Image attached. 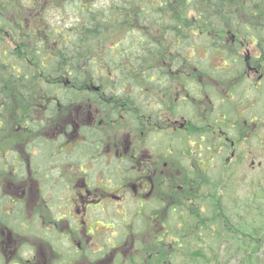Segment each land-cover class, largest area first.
Listing matches in <instances>:
<instances>
[{
    "label": "trees",
    "instance_id": "1",
    "mask_svg": "<svg viewBox=\"0 0 264 264\" xmlns=\"http://www.w3.org/2000/svg\"><path fill=\"white\" fill-rule=\"evenodd\" d=\"M44 1L50 3V8L65 4V8L76 14L74 24L56 28L47 23ZM96 2L0 0V139L13 131L15 122L27 134L38 133L45 127L42 120L53 118L60 105L77 106L83 101L94 100L95 92L81 88L87 84L98 86L105 99L113 98L114 110L108 117L111 120L119 122L125 112L124 103H129L145 118L155 119L149 104L142 102L147 101L145 94L150 95V91L171 79L167 73L169 68L187 70L191 75L192 80L181 75L174 77L185 94L201 86L197 79L202 74L208 75L215 84L226 87L234 80L228 93L238 96L239 93L234 91L236 80L244 78L259 58L264 57V0H174L173 3L165 0L159 3L155 0H106L104 6ZM182 9L193 15L185 16ZM241 42L253 43L259 56L248 60L238 52ZM215 55L224 61L220 67L212 63L211 58ZM108 79L113 82L109 83ZM214 87H209L210 95L211 90H217ZM6 93L12 94L11 98ZM97 100L100 108L108 109L106 102L100 103V97ZM232 100L221 98V105L217 108L216 114L221 112L224 121L234 115L232 104H229L233 103ZM242 101L245 105V99ZM186 102L177 101L178 108L181 109ZM211 106L208 122L214 125L221 117L213 116ZM193 107L189 108L188 119H194V127L199 126L196 128L201 130L205 126L199 123L201 116H197V108ZM126 115L136 127L137 124L132 122L136 120V113L127 112ZM32 117H41L42 120H31ZM222 123L215 126L228 132V122ZM194 127L190 134L197 131ZM241 128L237 135L239 141L247 133L244 127ZM178 133L180 138H185L180 131ZM106 135V131L97 130L98 147ZM94 136L91 134L89 138ZM49 143L45 137H29L24 149L52 151L54 146ZM183 146L181 144L180 148ZM6 147H0L2 154L8 152L7 156L0 154L2 173L5 172L4 161L13 164L14 159L10 146ZM36 175L42 179L41 173ZM186 181L183 190L177 192L176 198H171L165 209L185 211L186 219L192 217L197 221L194 224L196 232L201 228L207 230V224L216 225L219 228L216 235L218 248L223 242L232 246L231 251L224 253L225 264L232 261L236 264H264V228L256 230L253 224L248 228L245 224H232L222 212L217 190L208 199L203 192L204 184L195 172L193 177L188 174ZM207 199L210 200L209 222L191 202L194 200L207 207ZM3 203L1 200L0 204ZM147 224L149 227L153 225L152 222ZM164 225L162 221L153 227L162 229ZM220 231L226 234V240ZM159 233L153 238L161 245L162 241L157 239L163 236L161 231ZM152 252L153 248L148 247L144 254ZM155 259L164 261L163 256L158 258L155 255ZM220 259L221 254H215L213 264H218Z\"/></svg>",
    "mask_w": 264,
    "mask_h": 264
},
{
    "label": "flooded vegetation",
    "instance_id": "2",
    "mask_svg": "<svg viewBox=\"0 0 264 264\" xmlns=\"http://www.w3.org/2000/svg\"><path fill=\"white\" fill-rule=\"evenodd\" d=\"M247 59L250 57L247 56ZM251 72H254L258 83H261L263 76L257 75V62L246 75L249 76ZM167 73L171 79L150 91V95L145 94L147 101L142 102L149 104L155 119L145 118L131 108L129 103H124L125 112H122L119 122L111 120L108 117L114 110L113 98L105 99V94L98 86L87 84L81 88L95 92L94 100L83 101L77 106L60 105L55 116L47 120H42L41 117L30 118L42 120V123L44 121L45 127L38 133L27 134L15 122L13 131L0 139V147L9 145L10 154L14 156L13 164L4 161L6 174L0 171V201L4 202L3 205L0 204V264H65L62 262L66 257L64 245L53 244H58L68 237L49 228V216H53L57 221L65 220L70 235L74 230H85L86 234H83L88 236L86 242L90 251L96 237L90 229H85L87 220L107 219L110 222L109 217L105 215L112 216V220L117 217L123 219L124 211L128 208L124 206L121 212L113 214L115 210L112 212V208L116 203H132L129 207V212L132 211L131 219L140 218L157 226L162 222V209L166 208L172 197L176 198L177 192L182 191L187 182V175L179 170L178 161L189 159L192 161L191 168L194 167L195 172L200 171L199 168L204 167L200 156L210 148V133L217 138V144L213 148L225 149L227 144L232 151L230 156L233 157L236 142L230 139L221 127L215 126L218 122L225 123L224 116L219 115L221 118L215 121L214 125L208 122L211 105L209 87L213 85L217 89L226 86L217 85L208 75L200 74L197 82L201 83V90L194 97L183 93L174 79L181 75L192 80L187 70L169 68ZM112 74L115 75V72ZM233 82L234 80L228 82L229 86L224 89V95L233 99L232 101H242L240 95L233 97L235 95L228 93ZM251 84L254 90H258ZM182 94L184 96L179 97ZM99 97L100 103L106 102L109 105L107 110L100 108L97 100ZM179 100L182 104L187 101L189 108H194L195 105L197 116H201L198 121L204 124V128L198 130L199 126L194 127L195 120L186 118L190 117L189 108L183 111L185 116L179 112ZM127 112L136 113V120L132 121L137 124L136 127L132 126ZM178 118L182 122L178 123ZM249 123L255 124L251 119ZM193 127L197 131L190 134ZM214 127H217V133ZM98 129L107 132L100 147L96 141ZM153 131L155 132L152 133ZM178 131L185 138H180ZM91 134L95 136L89 138ZM35 136L50 140L49 144L53 145L54 149L25 151L29 137ZM248 136L252 135L246 134L243 140L248 139ZM186 142H191L190 146H186ZM181 144L184 145L182 148ZM178 148L181 149L180 157ZM7 153L0 152L4 156H7ZM195 157L202 166L193 163ZM209 162L211 161L206 160L207 165ZM38 173H41L42 179L36 175ZM94 175L100 178L99 183L93 178ZM190 175L193 177L194 172ZM196 176L199 177L197 174ZM113 188L119 193L114 194L110 190ZM148 203H153L155 209L146 212L145 204ZM38 211L46 212V220L36 215L31 216L30 212L37 214ZM36 222L44 226L39 229ZM31 226L32 229L29 230ZM160 240L157 239L158 242ZM75 246L77 252L80 244L76 243ZM117 249L110 254L109 262L117 259Z\"/></svg>",
    "mask_w": 264,
    "mask_h": 264
},
{
    "label": "rangeland",
    "instance_id": "3",
    "mask_svg": "<svg viewBox=\"0 0 264 264\" xmlns=\"http://www.w3.org/2000/svg\"><path fill=\"white\" fill-rule=\"evenodd\" d=\"M155 1L157 3L160 2V0ZM165 1L168 3L174 2V0ZM106 3V0H97L96 2L97 5L101 6L106 5ZM49 4L47 1L43 3V7L44 5L47 7L45 16L47 23L56 28L74 24L76 14L68 7L65 8V4L62 3V5H58L59 7L55 4L53 8L48 7ZM183 14L187 17L193 15L191 11L185 10H183ZM226 40L227 38H225L224 42ZM237 40L240 41L239 39ZM238 52L245 57L249 56L253 58L259 56V52L253 43L241 42ZM211 59L214 66L220 67L224 64V61L219 56H212ZM257 64L259 69L257 75L263 76L261 83H258L256 80L257 78L254 72H251L249 76L245 75L244 78L237 79L238 83L234 91H237L240 97L245 99V105H243V101H238V99L236 101L234 100L233 103H229L232 104L231 112L234 115L225 122L229 124L228 132H226L228 137L236 142L233 157L230 156L232 151L228 147H225V149L213 148L217 144V138L216 135L214 136L210 133V148L200 156V160L201 158L203 159L202 164L204 166L199 168L201 172H195L196 169L194 167L191 168L192 165L190 163L192 161H189V159L184 162L180 160L178 163L180 165L179 170L183 174L188 175L193 171L200 177L199 179L204 184L203 192L206 194V198L210 194H213L214 190H217L216 197L220 198L222 212L231 219L232 224H245V228L253 224L257 227L256 230H259L264 228V140H262V136H264V57L259 58ZM108 82L112 83L113 81L108 79ZM251 83L258 90H254ZM224 89L217 88V90H211L210 101L212 111H214L212 113L215 118L216 116L219 117V114L221 115V112L217 115L216 111L218 106L221 105V98H225L226 96V94L224 95ZM243 89V92L247 91L246 98V94H243V92L240 93V90ZM200 90V87L198 89L195 88L189 94L195 97ZM11 95L7 94L10 98ZM181 96H184V94L179 97ZM235 97L237 96L235 95ZM225 106L227 109L228 106ZM188 108L189 103L186 106H182L181 109L178 108V110L184 115L183 111ZM186 118L188 119V117ZM250 119L255 124H250ZM180 122L182 120L178 118V123ZM240 126L242 127L241 130L243 127L245 128L244 131L247 132L245 134L252 135L248 136V139H245V141L238 140L237 132L240 130ZM214 130L217 133V127H214ZM190 144L191 142L185 143L186 146H190ZM180 150L178 148L179 157L182 156L179 152ZM206 160L211 162L207 165ZM193 163L198 164L197 166H202L196 157ZM93 178L97 179V183L100 182L99 177H95L94 175ZM114 179L116 180V178ZM110 190L114 194L119 193L117 189L113 188ZM208 199L205 200L207 207H203L201 203H196L194 200L191 202L201 210V216L209 222L210 200ZM145 205L146 212L155 209L153 203ZM124 206L128 209L124 211L125 215H123V219L117 217L112 220V216L105 215L109 217L110 222L107 219L105 221L95 219L87 220L85 229H90L96 237V240L92 242L93 245L90 246L91 251L88 249L86 242L88 236L86 237L83 234H86L85 230H81L80 232L74 230V233L70 235V230L65 220L57 221L53 216H49V221L51 222L49 228L55 229L58 234L64 233L68 237L67 239H61L62 242L58 244H53L64 245V248L61 247L65 250L66 257L62 259V262L65 264H213L215 254H221L222 259L219 260L218 264L226 263L225 258H223L224 253L231 251L232 246L223 242L220 248H218L219 239H217L216 235L219 232V228L216 225L213 224V226H210L211 223L207 224V230L201 228V230L196 232L194 224L197 221L192 220L194 219L192 217H189V220L186 219L184 217L185 211L176 208L175 211L162 209L161 218L165 223L164 228L160 229L159 227H153V225L149 227L147 220L143 221L140 218L131 219L132 211L129 212V207L132 206V203L130 202L126 204L124 202L116 203L112 208V212L115 210L113 214L121 212ZM30 214L31 216L36 215V217L46 220L45 211H38L37 214L30 212ZM257 215L261 218L255 219L254 216ZM28 221L31 223L35 222L33 220ZM37 222L39 221L37 220ZM54 224L56 225L54 226ZM43 226L42 223L38 225L39 229ZM31 229L32 226L29 230ZM159 231H161V235L163 236L158 238L162 241L161 245H158L153 238ZM163 232L166 233L164 234ZM220 234L223 235L225 240L227 239L224 232L221 233L220 231ZM76 243L80 244V249L77 252H75ZM111 246L113 248H110ZM148 247L153 248V252L144 254L145 249ZM116 248H118L117 259L109 262L108 258ZM155 255L158 258H162L163 256L164 261L154 260ZM229 264H236V262L232 261Z\"/></svg>",
    "mask_w": 264,
    "mask_h": 264
}]
</instances>
